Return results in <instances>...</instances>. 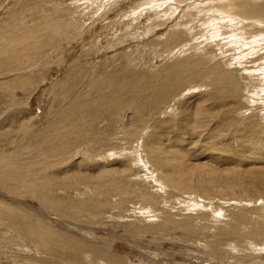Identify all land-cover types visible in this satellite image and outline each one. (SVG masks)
<instances>
[{
	"label": "rangeland",
	"instance_id": "rangeland-1",
	"mask_svg": "<svg viewBox=\"0 0 264 264\" xmlns=\"http://www.w3.org/2000/svg\"><path fill=\"white\" fill-rule=\"evenodd\" d=\"M177 1L0 0V264H264V0Z\"/></svg>",
	"mask_w": 264,
	"mask_h": 264
},
{
	"label": "bare ground",
	"instance_id": "bare-ground-1",
	"mask_svg": "<svg viewBox=\"0 0 264 264\" xmlns=\"http://www.w3.org/2000/svg\"><path fill=\"white\" fill-rule=\"evenodd\" d=\"M151 1H153V0H147V2H145V7H150L151 8V11H152V4H151ZM158 1V0H157ZM161 1V0H160ZM193 1V0H192ZM209 1V0H208ZM240 2V1H239ZM155 3H157L156 1H155ZM165 3V2H164ZM203 3V2H202ZM216 3V2H215ZM230 4L232 3V4H234L233 3V1L232 2H229ZM159 4V3H158ZM182 4V3H181ZM209 4V3H208ZM225 4V3H224ZM229 4V5H230ZM255 4V3H254ZM261 4V3H260ZM172 5V6H171ZM180 4H179V2L177 1V0H168V2H167V4H166V8H165V10L162 12V14H159V15H167L168 13H166V10H171V9H173V7L174 6H179ZM195 5V4H194ZM193 5V6H194ZM235 5V4H234ZM234 5H232V6H229L228 8L230 9V11H229V9L228 10H226V11H228V12H230V13H232V11H234L235 10V7H233ZM238 5V4H237ZM164 6V5H163ZM211 6V5H210ZM239 6V5H238ZM196 7V6H195ZM198 7V6H197ZM201 7V6H200ZM91 8H92V6H91ZM169 8V9H168ZM210 8V7H209ZM256 8V7H255ZM257 8L259 9V11H260V7L259 6H257ZM159 9V8H158ZM161 9V8H160ZM211 9V8H210ZM209 9V10H210ZM137 10V9H136ZM136 10H134V11H136ZM174 10V9H173ZM249 10V9H248ZM253 10V11H252ZM263 10V9H262ZM137 13V12H136ZM148 13V12H147ZM157 13V12H156ZM223 13V12H222ZM256 13H257V10L256 9H254V8H252L251 9V11L250 12H247V14H249V15H251L250 17H253V16H255L256 15ZM98 15V14H97ZM156 15H158V14H156ZM220 15H221V13H220ZM238 15V14H237ZM222 17H224V16H221V18ZM228 17V19L230 18L229 16H227ZM231 19V18H230ZM233 20V19H232ZM215 26V25H214ZM214 28V27H213ZM216 28H217V26H216ZM220 28V27H219ZM222 28V27H221ZM224 28V27H223ZM211 29V28H210ZM219 30H221V29H219ZM217 33H218V31H217ZM216 33V34H217ZM259 34V33H258ZM261 37V36H260ZM224 39V38H223ZM232 41V40H231ZM237 41V40H236ZM215 43V42H214ZM242 51V49L241 48H239L238 49V51H237V53L239 54L240 52ZM246 52V51H245ZM251 54H252V52H251ZM250 55V54H249ZM247 56H248V54H247ZM240 57H243V56H240ZM235 58V57H234ZM236 58H238V57H236ZM235 60V59H234ZM259 63V62H258ZM263 69V71H262V74L261 73H258V72H255L254 74H255V78H256V80L259 82V83H263V85H259L260 86V88L258 89V90H260V92H263L264 93V68H262ZM254 78V79H255ZM255 80V81H256ZM252 81H253V79H252ZM252 84V83H251ZM253 87V86H252ZM258 87V86H257ZM257 87H255V88H257ZM253 90V89H252ZM257 89H255V91H256ZM250 93H251V91H250ZM262 94V93H261ZM258 96V95H257ZM260 96V95H259ZM253 97V96H252ZM250 99H252V98H250ZM263 102L262 103H264V95L260 98ZM253 100V99H252ZM256 101V100H255ZM255 103V102H254ZM262 105V104H261ZM263 111V110H262ZM264 112V111H263ZM263 114V113H262ZM143 159V158H142ZM256 160V159H255ZM4 164V163H3ZM145 166V165H144ZM147 167V166H146ZM149 167V166H148ZM50 168V167H49ZM154 177V176H153ZM222 179V178H221ZM159 187H160V185H159ZM186 202H188V201H186ZM190 205V204H189ZM10 215V214H9ZM2 228V227H1ZM264 251V250H263Z\"/></svg>",
	"mask_w": 264,
	"mask_h": 264
}]
</instances>
